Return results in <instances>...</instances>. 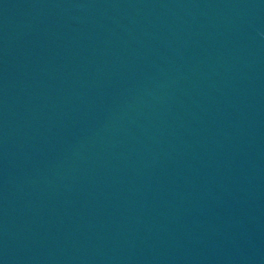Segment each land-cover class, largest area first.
<instances>
[{
	"label": "water",
	"instance_id": "95a60500",
	"mask_svg": "<svg viewBox=\"0 0 264 264\" xmlns=\"http://www.w3.org/2000/svg\"><path fill=\"white\" fill-rule=\"evenodd\" d=\"M0 264H264V0H0Z\"/></svg>",
	"mask_w": 264,
	"mask_h": 264
}]
</instances>
